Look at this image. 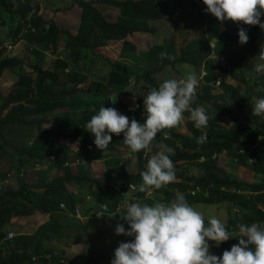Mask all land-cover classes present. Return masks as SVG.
I'll use <instances>...</instances> for the list:
<instances>
[{
	"label": "trees",
	"instance_id": "trees-1",
	"mask_svg": "<svg viewBox=\"0 0 264 264\" xmlns=\"http://www.w3.org/2000/svg\"><path fill=\"white\" fill-rule=\"evenodd\" d=\"M76 3L80 19L72 34L58 27L53 19H44L30 0H0V26H7L6 36L11 43L23 39L36 57L32 62L25 56L6 54V46L0 40V79L5 71L15 74L9 90L0 93V264H98L97 256L81 259L64 253L65 242L85 240L76 236V226H80L76 213L90 215L95 205L107 217L116 213V225L121 223L128 229L129 225L120 217L125 206L143 200L153 202L147 197L148 192H139L135 186L142 182L140 172L154 152H135L133 171L115 153L105 157L104 176L98 178L86 162L102 150L95 146L86 123L101 106L114 107L130 121L143 123L142 106L128 108L122 96L132 93L128 90L130 84L137 85L141 91L135 101L143 103L149 87H158L162 82L156 76L166 66L182 63L203 68L193 107L204 106L210 119L207 127L197 129L185 112L183 123L164 130L168 139L164 138V132L157 134L154 145L163 142L175 149L171 159L176 179L155 192H161L157 197L160 195L163 202H171L177 193H182L191 205L225 204L229 213L225 223L232 237L220 247L222 252L230 249L238 243L239 223H264V117H246L249 122L239 117L253 93L264 97V89L254 92L255 87L264 85V73L255 71L249 84L253 65L236 49L238 32L214 16H207V20L200 10L206 6L197 0H77ZM97 3L116 8V18L108 19ZM163 17L192 24L193 34L151 44L141 71L95 52L109 40H121L124 52L134 51L136 47L126 39L127 35L152 31L148 22ZM261 21L264 22V16ZM241 28L247 30L249 37L241 45L251 55L260 53L264 30L258 25L243 24ZM61 33L66 37V55L45 62V51L56 53ZM161 52L175 59H161ZM217 55L222 57V63L215 60ZM101 63L107 67L106 72H98ZM216 79H220L219 85L214 84ZM215 88L219 92H214ZM225 97L227 100L223 101ZM64 109V114L53 119L70 122V135L44 127L51 113ZM222 118L230 119L232 124L223 125ZM68 136L78 142L77 147L60 141ZM202 136L204 142L197 143ZM116 144L125 145L123 134L112 136L106 152L114 151ZM213 153L217 155L212 157ZM223 156L250 169L256 175L254 181L237 179L221 165ZM34 160L48 166L39 169L36 179L29 182L21 169ZM1 161H8L9 169L15 165L20 170L15 174L16 185L7 181ZM49 163L55 169L52 172ZM189 166H195L197 172H190ZM74 190L81 193L79 197H75ZM35 213L46 215V219L30 233L8 236L7 226L13 218ZM118 236L121 242L132 239L123 234Z\"/></svg>",
	"mask_w": 264,
	"mask_h": 264
},
{
	"label": "clouds",
	"instance_id": "clouds-1",
	"mask_svg": "<svg viewBox=\"0 0 264 264\" xmlns=\"http://www.w3.org/2000/svg\"><path fill=\"white\" fill-rule=\"evenodd\" d=\"M203 4L206 8L200 7V10L206 18L214 16L221 22L231 20L249 26L258 25L264 30L261 21L264 0H203ZM238 37L240 44L247 43V30L240 28ZM160 56L161 59H175L167 52H161ZM259 58L264 61V49H261ZM255 71L264 73V63L257 64ZM200 79L196 73L190 72L183 78L165 79L158 87H149L143 95V103L138 102L139 108L144 109L143 123L136 119L130 121L116 108L104 106L86 123V130L94 136L95 146L103 153L108 150L112 136L120 134H123L124 144L134 153H152L154 147L157 149L147 159L145 170L140 172L142 182L135 186L139 192L151 194L150 190H159L176 179L171 159L175 149L163 142L154 145L158 133L179 126L185 112L190 114L197 129L207 127L210 117L206 108L202 105L193 107ZM252 115L264 117V97L255 100ZM164 138H169L168 132H164ZM203 142L202 136L197 143ZM214 154L217 155L213 153L212 157ZM120 217L129 227L125 229L118 223L115 233L132 239L118 244L111 264H264V223H239L238 243L220 256L211 254L209 241L219 246L232 234L226 223L215 216L206 223L203 213L194 208L182 193H177L171 202L129 203Z\"/></svg>",
	"mask_w": 264,
	"mask_h": 264
},
{
	"label": "rangeland",
	"instance_id": "rangeland-1",
	"mask_svg": "<svg viewBox=\"0 0 264 264\" xmlns=\"http://www.w3.org/2000/svg\"><path fill=\"white\" fill-rule=\"evenodd\" d=\"M77 0H30V3L37 7V12L40 14L44 19L49 20L53 19L58 27L62 30H68L70 33L74 34L75 30L79 24L80 19V7L76 3ZM199 4L203 3V0H197ZM97 6L102 9V12L105 16L113 20L118 15V10L112 6H108L105 4L97 3ZM224 24L227 26H231L236 32L243 26V24L232 22L231 20L223 21ZM149 28H152L151 31H135L127 35L126 39L132 42L135 45L134 51H123L122 50V41L121 40H109L104 46L98 47L95 49L97 54L104 56V58H108L112 61H117L122 65L127 66L131 70L141 71L144 68V56L145 52L147 51L148 47L151 44L155 43H163L169 41L172 36L181 37L184 34H188V37L193 34L190 33L195 27L188 23H176L175 21L172 22L167 18H161L153 21L148 22ZM8 28L7 26H0V40L3 41V45L6 46V54L10 55H17V56H25L29 58L32 62H35L36 57L30 51L29 46L26 45L23 39L16 41L15 43L10 42V38L6 36ZM65 41L66 37L62 33L59 35V43L58 49L55 54L52 53L50 49L45 51V62L53 57H63L66 55L67 50L65 48ZM11 45V47H9ZM236 49L240 50L244 53L245 60L248 61L253 65L252 71L249 73L248 77L250 78V83L253 82V77L255 75V66L259 63H264L259 58V53L257 55H251L250 50L245 48L243 45L237 43ZM262 49H264V45H262ZM261 51V50H260ZM250 54V55H249ZM214 57V56H212ZM215 60L218 63H222L223 59L221 56H215ZM95 70V69H94ZM107 67L104 66L102 63L98 66V72H106ZM194 72L197 74L198 79L202 77L203 68L201 66L189 64V63H182L176 66H166L160 74L156 77H159L162 81L165 79L176 78L180 79L183 78L186 74ZM15 79V74L10 71H5L0 79V93L5 94L10 86L11 83ZM229 80V79H228ZM264 89V86H258L254 88V92L260 91ZM131 94L123 95L122 98L125 100L126 104L129 108H133L135 103L136 94L141 91V87L137 85L130 84L128 87ZM214 92H219L217 88L214 89ZM260 98L257 94L253 93L250 97L249 101L246 103L245 108L239 113L240 119L246 120L249 122L248 119L252 118V105L254 104L255 100ZM227 100L225 99L223 101ZM209 106V105H208ZM66 112L64 110H57L49 115V122L44 125V127H53L58 129L63 134L70 135L72 132V125L70 122L67 121H60L53 119V116H60ZM67 114V113H66ZM189 116V115H188ZM51 120V121H50ZM223 125L229 126L232 124V121L227 118H222ZM183 123V121L181 122ZM181 131L184 132V128H181ZM60 141L66 142L72 148L78 146V142L68 136L66 138H61ZM157 151L155 150L153 152ZM116 154L119 157L124 159L128 170L133 171L135 169V159L136 155L133 153L126 145L116 144L114 151L103 153L100 151L99 155H95V157H89L86 164H88L89 169L92 171L93 175L96 177H103L105 164L104 159L110 155ZM154 154V153H152ZM221 165L232 172L237 179L246 182L254 181L256 175L248 168L236 164L232 162L230 157H224L220 159ZM9 162L8 161H1V169L3 173H6L7 181H12L11 183L15 184V174L20 172L17 170V166L14 165L13 168L9 169ZM48 164L44 163L41 164L39 161L34 160L31 165L25 166L21 169L24 173L25 179L29 182L33 181L37 177V172L39 169L43 167H47ZM49 163V172L55 170L53 166ZM73 171H75L74 164L72 165ZM190 172L195 173L197 172L195 166H189ZM258 177V176H257ZM75 191V190H74ZM150 193H147V197L151 198V200H159L162 201L160 197L161 192L155 190H150ZM157 193L160 194L157 197ZM81 193L75 191V197H79ZM173 197L172 200H174ZM141 202V201H139ZM142 202H146L143 200ZM163 202V201H162ZM198 211L202 212L205 217V222L207 220L215 216L219 218L221 221L226 222L228 217V208L225 204L217 205V204H207V203H194L192 205ZM94 213L90 215H84L81 211L76 213L78 217V224L80 226H76L75 232L76 236L78 237H85V240L81 243H64V253L68 256H80L81 259H85L89 256H97L99 261L98 264H111V260L114 258V250L118 247V244L121 242L118 234L115 233V226L118 221V217L116 213L108 215V217L101 213V210L93 206ZM114 215V216H113ZM46 219V215L42 213H35L33 215L28 216H18L11 220L10 224H8L7 228L10 230L12 234L16 232H24L30 233L37 227L38 224L42 223ZM209 251L211 254L220 256L222 254L221 247L216 246L215 242L209 241Z\"/></svg>",
	"mask_w": 264,
	"mask_h": 264
},
{
	"label": "built area",
	"instance_id": "built-area-1",
	"mask_svg": "<svg viewBox=\"0 0 264 264\" xmlns=\"http://www.w3.org/2000/svg\"><path fill=\"white\" fill-rule=\"evenodd\" d=\"M9 47H11V45H9ZM215 83H216V85H219L220 81L219 80H216ZM133 108H139V104L138 103H134ZM204 139H205V136H204ZM214 156H215V154H214ZM253 160H255V159H253ZM8 236L11 237L12 236V233L9 232L8 233Z\"/></svg>",
	"mask_w": 264,
	"mask_h": 264
}]
</instances>
